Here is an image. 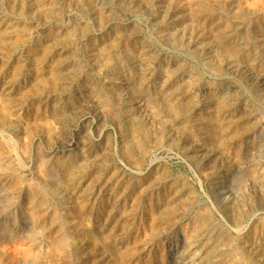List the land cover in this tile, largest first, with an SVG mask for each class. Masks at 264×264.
<instances>
[{"label": "rangeland", "instance_id": "rangeland-1", "mask_svg": "<svg viewBox=\"0 0 264 264\" xmlns=\"http://www.w3.org/2000/svg\"><path fill=\"white\" fill-rule=\"evenodd\" d=\"M0 264H264V0H0Z\"/></svg>", "mask_w": 264, "mask_h": 264}, {"label": "bare ground", "instance_id": "bare-ground-1", "mask_svg": "<svg viewBox=\"0 0 264 264\" xmlns=\"http://www.w3.org/2000/svg\"><path fill=\"white\" fill-rule=\"evenodd\" d=\"M221 185V184H220Z\"/></svg>", "mask_w": 264, "mask_h": 264}]
</instances>
